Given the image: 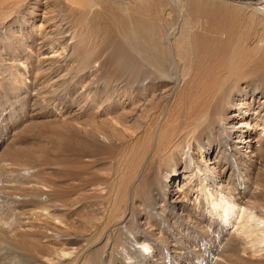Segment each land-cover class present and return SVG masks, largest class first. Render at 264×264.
Masks as SVG:
<instances>
[{
  "label": "bare ground",
  "instance_id": "obj_1",
  "mask_svg": "<svg viewBox=\"0 0 264 264\" xmlns=\"http://www.w3.org/2000/svg\"><path fill=\"white\" fill-rule=\"evenodd\" d=\"M29 1L0 0V96L32 108L0 143L27 144L36 124L77 123L79 156L99 164L110 156L111 165L81 166L73 178L99 192L75 231L62 227L56 182L48 206L39 198L47 192L7 183L27 194L0 204V264H153L135 244L173 258L160 231L179 221L195 264H264V7L35 0L25 13ZM2 112L12 113L8 103ZM20 157L13 150L9 164L25 173ZM139 199L154 222L130 229ZM52 242L60 247H45Z\"/></svg>",
  "mask_w": 264,
  "mask_h": 264
},
{
  "label": "rangeland",
  "instance_id": "obj_2",
  "mask_svg": "<svg viewBox=\"0 0 264 264\" xmlns=\"http://www.w3.org/2000/svg\"><path fill=\"white\" fill-rule=\"evenodd\" d=\"M34 3H37V1L35 0L29 1V3L27 4L25 8V13H28L26 9H28L29 5H33ZM252 3L257 5L258 7H264V0H252ZM28 28L37 29L38 31V27L28 26ZM31 54L33 55L31 57H35L36 55L34 53H31ZM1 62L3 61H0V63ZM2 65H3V68L6 66L5 64H2ZM28 80L27 82H31L30 77L28 78ZM22 91H24V89ZM2 97L3 96H0V137H4V135L7 136L8 132L11 133V131L16 126L21 125L23 121L29 120L32 117L30 115L32 112V108L26 102L25 99H22L20 101L16 99L18 100V102L13 105L10 103V101L15 99L17 97V94L14 95L11 99H8L7 101H3ZM5 102L8 103V109L12 110V113L9 115H4L2 112V108L5 105ZM2 116H5L4 119L2 118ZM57 122H58L57 123L58 126L54 124V126L56 127H54L53 125H48V124L44 126L42 125L43 127H41V124H36V125L31 126L28 129V131L32 133L31 134L32 136L29 137V141L27 144L26 143L23 145L12 144L7 149H4L9 143L10 139L7 141V143H5L6 140L0 143V152L4 149L3 154L0 155V161H3L2 163H0V204L9 198V197L7 198V195L10 196L11 198L13 197V198L20 200L21 198L25 196V194H27L25 190L15 189V187L8 189V187H5L6 185L10 184L9 182L16 181L18 183L29 182L28 185H34L35 188H33V192L34 190L43 191V192L45 191V193L47 192L46 194H43L44 196L42 195L39 198H41L43 201L41 203L42 205L48 206L49 204L52 203L53 196L49 193V191H47V189L50 188V185L52 183L56 182V184L58 185L56 186L57 190L59 188V194H58V191L55 189L57 191V193H55L56 196L59 195V197H57V200L66 205V209L64 211L57 212V214L62 217V225H64L62 227L64 229H67L69 226V230H70V227L74 226L71 230L75 231L77 228V225L79 226L78 230H80V227L82 226L81 224L85 220L92 217L93 215L92 205L98 200L99 192L87 191V190L82 191L74 180H76L79 174L78 172L81 171V166H85L88 171L100 170L102 166L111 165L109 163L111 158L110 156H105L106 158L105 157L103 158L105 159V163H102V164H99V162H93L92 160L82 159L81 155L79 156L80 154L79 146L78 144H76L78 143L76 140L77 139L76 136L78 135L77 123H74V125L72 126H66L63 122H60V121H57ZM233 124L236 125L235 123ZM47 126L49 127V129L47 128ZM57 127L59 130H61L60 127L62 129L65 128L63 129L64 130L63 131L64 133H62L63 135H61L60 137L59 135L54 136L55 133L52 134L54 131L58 130ZM45 131L46 132L48 131V133H46ZM67 132L68 134H66ZM46 134H48L49 136ZM13 150H18L20 152L21 157L19 159L22 162L23 166L27 168L25 173L18 172L19 169L15 166V164L13 165L9 164L8 157ZM26 153L32 154V158L30 160L26 158V161H25V159L23 158ZM76 154H78V156ZM40 157H43V158L41 161L38 162L37 160ZM55 162H58L56 163V164H59L57 165V168L58 167L60 168H58V170L56 168L57 172L53 173V171L49 169V166H51V163L54 164ZM18 174H23L24 176H19ZM35 177H37L36 180H35ZM27 178L29 179L25 181ZM171 185L175 187L176 181L172 182ZM144 200L145 199H139V201H137L134 204V207L136 206L135 211L137 212V217L134 222L132 220L129 222L128 227L130 229H133L139 226L142 229V227H144L145 225H140L139 224L140 221H143L144 224H146L147 222H150V223L154 222L148 217L150 216V210L145 207ZM122 219H124L123 216H122ZM182 224H184L182 221L175 223V226L176 228L179 229V231H177L176 228H175V232H167L163 229H161L160 231V235L172 246V249L175 250V255L173 258H167L165 256V252L159 254L158 253L159 249L155 250V247L152 249H145L144 247L138 244H135V246L137 247V249L139 248V250L144 249L143 252H145V254H147V256L150 257L149 261L153 264H157V262H155L154 259H158L159 256L163 257L162 259L163 262L159 264H180V263L195 264L197 262L196 256L192 255L190 251L187 252L188 250L187 245H190V244L187 241H185L186 238H184L182 234L180 233V231H182ZM157 231L159 230H155V232ZM172 233H175L178 237H181L183 240L175 238L172 235ZM128 241H131V242L134 241V233L133 235H131L130 238H128L127 236H124V239L122 240L123 246H126ZM47 243H50V242H47ZM47 246L60 247V244L56 242H52L51 244L48 245L45 243V247ZM161 246L162 245H160V247ZM181 251L185 253V258L176 259L178 252H181Z\"/></svg>",
  "mask_w": 264,
  "mask_h": 264
}]
</instances>
